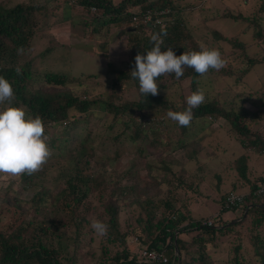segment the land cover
I'll use <instances>...</instances> for the list:
<instances>
[{"label": "trees", "instance_id": "16d2710c", "mask_svg": "<svg viewBox=\"0 0 264 264\" xmlns=\"http://www.w3.org/2000/svg\"><path fill=\"white\" fill-rule=\"evenodd\" d=\"M184 3V0H19L8 6L0 5V76L13 86L15 100L12 106L23 107L33 118L36 115L42 118L51 156L58 168L52 187L40 181L45 177L47 163H53L50 159L37 173L19 176L23 189L35 188L28 198L17 192L14 181L3 188L0 193V264H77V242L85 224H90L93 219L109 225L104 238L107 245L115 247L111 252L105 244L102 258L91 253L100 264H252L242 242L243 227L247 231L246 241L253 245L257 261L264 264V196L251 194L256 181L264 179V175L250 179L244 152L233 160L242 179L238 185L249 188L239 212H233L232 217L223 214L227 209L235 211L237 208L224 206L226 195L233 190L225 191L219 196V218L213 225H203L202 217L190 216L188 209L174 206V200L152 196L155 189L167 181L165 176L149 174L137 185L130 168L105 171L102 167L106 163L98 161L97 169L94 168L91 160L95 135L92 142L88 141L91 129L78 123L99 115L120 120V133L128 129L125 134L136 143L139 160H144L147 166L144 145L162 147L161 135H166L167 143L173 141L179 147L189 143L186 137L189 127H180L167 117L169 109L185 110L186 96L180 94L174 99L169 98L163 93V88L188 80L191 94L201 89L200 76L187 67L180 79H176L174 74L162 76L157 79L159 95L149 94L147 97L139 93L138 81L130 76L135 56L146 54L153 47L150 37L159 33L162 27L167 29V36L162 37V51L171 47L176 55H180L200 50L203 44L182 17L186 8ZM161 8L169 9L170 17L161 24L136 23L132 19L147 10ZM66 9L69 10L68 28L77 29L78 24L85 26L88 34L98 40V49L105 55L110 45L111 28L122 27L126 33V59L115 67L110 60L106 61L108 72L112 74L106 82V94L104 91L90 92L98 84L94 74L39 72L31 67L32 59L27 56L33 38L45 32L48 26L62 22V13ZM219 16L242 20L246 27L254 28V40L249 43L235 35L226 36L212 29L216 37L229 42L233 48L230 52L220 49L227 64L220 71H214L220 78L235 76L239 80L264 58V52L258 57L246 53L250 44H257L264 50V0H258L250 13L231 11L226 6ZM50 41H53V46L46 47L43 52L56 48L57 38L52 37ZM20 48L24 51L18 54L17 49ZM234 52L240 58V65L235 64L238 57ZM17 67L21 68V75H17ZM245 100L241 98L236 107L227 109L218 99H206L193 110L191 124L205 120L213 123L212 120L220 119L230 125V131L241 145L259 153L264 149V131L255 130L252 126L260 121L261 115L256 109L246 107ZM170 124L176 127L174 130H178V134L172 131ZM59 126L65 129L63 136L56 134ZM119 157L120 151L114 149L105 158L108 161ZM133 163L137 164V159ZM180 180L178 183L181 184L183 180ZM120 199H125L124 205L127 206L128 215L123 221ZM70 229L73 237L69 236ZM132 235L138 242L133 247L135 255H130L125 248V242ZM220 236L227 237L229 247L227 258L216 261L209 248ZM64 239H73L74 242L69 256L66 255L69 242H64ZM143 248L164 251L165 254L169 251L168 258L166 261L138 260V251Z\"/></svg>", "mask_w": 264, "mask_h": 264}, {"label": "rangeland", "instance_id": "374dc122", "mask_svg": "<svg viewBox=\"0 0 264 264\" xmlns=\"http://www.w3.org/2000/svg\"><path fill=\"white\" fill-rule=\"evenodd\" d=\"M17 1L19 0H0V5L8 6ZM184 1L186 8L182 12V17L204 46L215 48L219 51L222 49L223 52L233 50L231 44L222 38L216 37L212 29L220 31L226 36L235 35L245 43L254 40L253 26L246 27L245 22L242 20L219 16V13L226 6L231 11L232 9L243 11L240 8H235L236 0ZM257 1L252 0V5H256ZM62 16V22L48 26L44 29L45 32L43 31L33 38L31 51L29 56H27L32 59L31 67L39 72L51 71L81 76L89 73L94 74L98 84H95L90 92L104 91L106 94V82L112 77V74L108 72L106 61L110 60L115 67L122 64L127 57L125 47L126 33L124 29L122 27L111 28L110 45L105 55L103 51L98 49V40L88 34L85 26L78 24L77 29L74 27L72 29L68 28L70 23L68 20V9L63 11ZM262 25L264 26V21H262ZM52 37L57 38L56 48L50 52H43L46 47L53 46V41H50ZM263 52V48L257 44H250L246 47V53L252 56H261ZM236 53L234 52L236 58L238 57L235 63L237 66V63L240 65L241 61ZM200 85L205 92L206 99H218L227 109L236 107L240 103V99L245 98L244 105L249 109H256L261 115L260 121L252 126L253 129H262L264 131V58L257 62L239 80L235 76H229L226 79L220 78L212 70L205 77H200ZM163 93L172 99L180 94L187 97L190 95L188 80L182 81L180 84L165 86ZM5 107H7V103L0 105V109ZM207 121L193 122L189 126L186 132L189 143H186L183 147H179L173 141H168L167 143L165 134L161 135L163 138L162 147L144 145L145 159L149 166H147L146 162L144 163V160H139L136 143L131 141L125 134L128 129L120 133L122 127L120 120L114 121L109 115H99L90 121L84 120L78 123H80V126L87 125L91 129V138L88 141L92 142V136L94 137L95 135V141L92 143L94 155L91 160L94 168L97 169L96 161L106 163L102 167V170L105 171L110 169L124 171L130 168L137 185L149 174L165 176L167 181L155 189V193L152 196L172 199L174 200V206L181 205V209H188L190 216L205 218L220 210L219 196L221 193L229 190L242 193L248 188L246 185L241 188L238 186V184H241L242 179L233 160L239 154L244 152L247 157L250 179L264 170V154L255 152L253 148L248 150L241 145L239 139L230 131L228 123L222 122L220 119L212 120L213 123H208ZM170 125L172 131L178 134V130H174L176 127L172 124ZM119 133L120 136H118ZM56 134L58 136L65 134L63 126L57 127ZM73 134L75 135L74 132ZM114 149L120 151L119 159L107 161L105 157ZM53 158V156L49 158V161L53 163H47L45 177L40 180L49 187L54 185L58 172L57 164L54 163ZM136 159L137 164H134L133 161ZM18 178L19 176L0 175V193L8 182L14 181V187L17 192L23 198H28L35 188L23 189L21 187L22 183H20ZM181 178L183 182L180 184L178 181H181ZM119 203L122 205L121 220L123 221L128 215L127 206L124 205L125 199H120ZM239 210L240 208L238 207L235 211L227 209L223 214H228L230 211L238 213ZM241 230L244 235L242 242H244L246 252H248L246 254L247 257H249L252 264H261L257 261L254 254L253 245L246 241V228L243 227ZM69 233V236L73 237L71 229ZM67 241L69 246L67 247L66 255L69 256L73 251L74 242L73 239H64V242ZM77 244L75 250L77 264H100L96 258L101 257L103 246L107 245V243L104 237L95 235L90 224H85L81 239ZM135 244L138 245L135 235H132L125 242L126 246H124L130 255H135L136 250L133 249ZM122 246L123 244L119 245V248H122ZM107 247L111 252L115 249L112 244H108ZM228 247L227 237L220 236L216 243L210 245L209 250L216 261L225 260ZM92 252L97 255L96 258L92 256ZM168 254L169 251L166 252V256Z\"/></svg>", "mask_w": 264, "mask_h": 264}, {"label": "clouds", "instance_id": "9594fccd", "mask_svg": "<svg viewBox=\"0 0 264 264\" xmlns=\"http://www.w3.org/2000/svg\"><path fill=\"white\" fill-rule=\"evenodd\" d=\"M164 36H167L166 27L151 35L150 42L153 47L146 54L135 56L130 76L138 81L139 93L142 96L159 95L157 79L169 74H174L176 79H180L186 67L192 68L200 77H205L210 70L220 71L226 67L227 62L221 52L204 45L200 46L199 51L183 52L180 55H176L171 47L162 51ZM23 51L22 48L17 49L18 54ZM16 73L22 74L20 67L16 68ZM185 99V110L167 111V117L180 127L191 125L193 110L205 103L206 96L204 90L198 88ZM14 100L12 84L4 76H0V105L6 102L8 104L0 109V175H33L42 169L52 151L47 142L42 118L39 115L33 118L23 107L12 106ZM90 227L99 237H106L108 234L109 225L99 219L92 220Z\"/></svg>", "mask_w": 264, "mask_h": 264}, {"label": "built area", "instance_id": "2783aa9c", "mask_svg": "<svg viewBox=\"0 0 264 264\" xmlns=\"http://www.w3.org/2000/svg\"><path fill=\"white\" fill-rule=\"evenodd\" d=\"M169 9L161 8L155 10H147L143 15H134L132 19L136 23H149L152 25L161 24L168 20ZM259 153L264 154V149H261ZM251 194L255 197L264 196V179L257 180L255 187L252 189ZM245 193L229 192L226 195L224 206L226 208L238 207L240 208L243 203ZM220 212H216L213 215L202 218L201 224L213 225L214 220L219 218ZM138 260L141 261H166L167 257L164 251H157L156 249H140L137 254Z\"/></svg>", "mask_w": 264, "mask_h": 264}, {"label": "crops", "instance_id": "0c3cea01", "mask_svg": "<svg viewBox=\"0 0 264 264\" xmlns=\"http://www.w3.org/2000/svg\"><path fill=\"white\" fill-rule=\"evenodd\" d=\"M257 3H258V1H257ZM257 3H256V5H257ZM235 4H236V6H238V8L242 9L246 13H250L252 11V9L254 8V6H256V5H252V0H246V1L245 0H236ZM258 175H264V170L262 172H260L259 174L257 173L255 176L257 177ZM239 187L241 188L242 186H239ZM243 187H245V186H243ZM248 190H249V188H247L246 191H244L242 193H246V192H248ZM231 214H233V213H228L227 217L231 216Z\"/></svg>", "mask_w": 264, "mask_h": 264}]
</instances>
